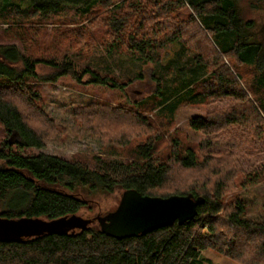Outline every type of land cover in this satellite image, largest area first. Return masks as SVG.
Wrapping results in <instances>:
<instances>
[{
  "label": "trees",
  "instance_id": "16d2710c",
  "mask_svg": "<svg viewBox=\"0 0 264 264\" xmlns=\"http://www.w3.org/2000/svg\"><path fill=\"white\" fill-rule=\"evenodd\" d=\"M238 2L0 0V25L17 27L20 39L38 34L43 27L30 23L26 28L25 21L47 24L51 18L71 10L87 21L82 28L64 31L77 46L75 59L66 54L61 58L33 57L15 44H0V124L9 138L17 137L14 144L19 152L26 148L43 150L44 140L27 124L20 104L16 103L17 98L24 99L27 104L36 102L39 99L37 84L52 83L62 76H70L77 83L123 89L129 80H119L88 65L85 57H90L92 50L99 47L105 54L148 62L160 56L169 44L177 43L187 51L192 39L208 53L207 63L198 53L188 67H197L202 75L188 83H182L184 77L181 76L173 92L167 95L159 92L163 97L160 107L167 102L170 105L166 115L155 117L153 114L154 119L168 117L171 122L180 105L196 98L206 102L209 91L224 95L235 92L245 97L237 76L241 75L238 68L245 66L253 70L248 86L257 107L249 99L246 102L264 121V27L257 28L253 21H243ZM96 31L99 35L94 33ZM13 34L16 36L15 32ZM211 34L215 40L211 39ZM40 64L49 72L40 75L37 72ZM210 67L212 70L208 71ZM180 95L189 101L178 97ZM244 114L245 111L240 110L235 116ZM137 115L131 116L129 122L144 130L154 125ZM110 116L113 118L112 114ZM233 117L215 111L192 118L189 125L195 131L218 128L225 132L235 124L231 121ZM111 118L104 119L113 122L120 119ZM225 122L227 126H223ZM148 137L129 150L127 161L97 160L92 168L42 152L34 156L22 155L7 149L8 143L3 142L0 145V217L51 221L78 216L96 195L135 190L150 197H200L202 202L193 220L183 225L175 222L137 238L121 240L103 233L99 224L93 225L97 220H92L84 228L65 233H44L20 242H0V264H205L200 254L206 250L242 264H264V222L246 217V205L239 195L226 201L229 184H237L241 191L264 184V170L241 171L236 169L234 158L230 166V159H224L211 167L204 152L199 155L191 147L179 148L174 138L168 163L157 156L158 136ZM172 162L182 170L208 168L216 178L211 181V176L205 175L201 182L157 193L170 183L169 164Z\"/></svg>",
  "mask_w": 264,
  "mask_h": 264
},
{
  "label": "rangeland",
  "instance_id": "374dc122",
  "mask_svg": "<svg viewBox=\"0 0 264 264\" xmlns=\"http://www.w3.org/2000/svg\"><path fill=\"white\" fill-rule=\"evenodd\" d=\"M21 4L23 7L26 6L23 2ZM238 4L243 21H253L257 28L264 27V0H239ZM30 23L36 27L41 25L43 27L38 34L27 35L22 39L18 36L17 27L11 28L8 24H1L0 44H15L22 50L26 49L33 57L61 58L66 54L75 59L77 46L72 43V37L65 36L64 31L82 28L87 24L86 19L78 17L74 10H71L51 18L47 24L25 21V27H29ZM94 33L99 35L97 31ZM102 33L103 30L101 31L103 36ZM212 38L215 40L213 34ZM92 51L90 57H85L88 58L86 61L89 66L102 73L111 74L119 80L130 82H126L123 89L77 83L70 76L59 77L52 83H39L36 86L39 94L36 102L27 104L24 99L16 97V103L20 104L18 105L26 116L27 124L43 138L44 149L26 148L19 152L14 144L18 141L17 137L9 138L1 124L0 145L7 142V149L22 155L34 156L42 152L65 160L78 161L92 168L97 160L127 161L129 150L151 135L158 136L157 156L165 162L171 154L174 138L179 148L191 147L199 155L204 152L211 167L224 159H230V166L236 159L235 167L241 171H249L250 168L252 171L264 170V121L246 102V99H249L253 106L257 107L248 86L253 75L252 69L245 66L238 68L241 75L237 76L241 80L239 84L246 94L245 97L235 92L224 95L207 91L206 102L199 98L192 102H184L174 112L172 121L168 122L170 121L168 117L154 119V115L155 117L162 113L166 115L165 112L170 105L167 102L160 107L163 99L161 94L173 92L174 85L180 82L181 76L184 77L182 83L200 77L202 72H199L197 67H188L192 65L195 54H201L204 60L208 56L194 39L190 40L187 51L177 43L169 44L159 54L160 56L148 62L113 53L105 54L99 47ZM79 62L81 63L80 60ZM205 62L207 63V60ZM184 68L188 69L183 70L182 74L178 73ZM210 70L211 67L208 71ZM37 72L42 75L48 73L49 69L40 64L37 66ZM176 88H180V85H176ZM183 95L178 97L189 101ZM162 110L163 112H160ZM240 110H244L245 114L235 116ZM215 111L234 116L235 119L231 121L235 124L229 131L223 132L218 128L203 131L191 129L189 121L192 118L204 117ZM133 115L144 117L154 125L144 130L138 124L129 122ZM105 117L120 119L114 122L105 121ZM223 126H227V123L225 122ZM169 165L170 183L157 193L180 189L195 181L201 182V177L205 175L211 176V181L216 178L208 168L203 171L201 169L189 171L179 169L173 162ZM236 186L237 184H229L226 201L233 199L236 194L239 195L246 205V217L264 222V184L259 183L242 191ZM121 193L118 190L109 195H96L89 200L88 208L81 210L77 215L84 220L92 221L98 216L111 213L118 206ZM93 225L98 226V223L95 222ZM200 257L205 264H242L211 250L201 252Z\"/></svg>",
  "mask_w": 264,
  "mask_h": 264
},
{
  "label": "water",
  "instance_id": "95a60500",
  "mask_svg": "<svg viewBox=\"0 0 264 264\" xmlns=\"http://www.w3.org/2000/svg\"><path fill=\"white\" fill-rule=\"evenodd\" d=\"M200 197L172 195L166 198L143 196L135 190L121 194L119 204L111 213L96 217L101 231L115 239L137 238L177 222L183 225L195 218ZM92 221L80 216L51 221L42 219H6L0 217V242H20L44 233H65L84 228Z\"/></svg>",
  "mask_w": 264,
  "mask_h": 264
}]
</instances>
